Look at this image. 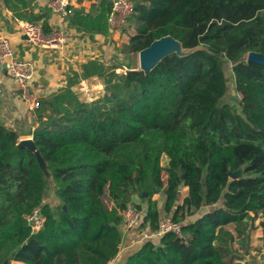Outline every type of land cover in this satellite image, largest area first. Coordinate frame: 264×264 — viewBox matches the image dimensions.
Returning <instances> with one entry per match:
<instances>
[{
	"label": "trees",
	"instance_id": "obj_1",
	"mask_svg": "<svg viewBox=\"0 0 264 264\" xmlns=\"http://www.w3.org/2000/svg\"><path fill=\"white\" fill-rule=\"evenodd\" d=\"M132 1L127 53L163 36L191 51L170 53L148 72H115L120 57L111 66L87 58L68 72L34 110L32 141L48 177L0 124V263L246 264L240 252L258 213L264 229V65L246 60L264 57V0ZM109 9L69 6L65 23L107 36ZM227 69L235 104L226 99ZM92 76L102 78L103 95L80 101L71 87ZM49 180L54 206L44 200ZM181 187L188 192L179 203ZM129 205L142 211L138 232L154 233L163 215L181 223L186 243L164 233L113 262ZM36 207L44 220L32 232L23 216Z\"/></svg>",
	"mask_w": 264,
	"mask_h": 264
},
{
	"label": "crops",
	"instance_id": "obj_2",
	"mask_svg": "<svg viewBox=\"0 0 264 264\" xmlns=\"http://www.w3.org/2000/svg\"><path fill=\"white\" fill-rule=\"evenodd\" d=\"M105 2L109 3L108 0H69V6L83 8L86 13L94 15L98 13ZM47 3L48 0H0V34L9 39L13 45L14 52L19 58L29 60L34 65L32 89L40 98L46 97L61 86H64L67 73L73 69L78 70L83 60L91 58L88 51L84 49L77 51L72 46L57 50L43 49L30 44L26 40L25 36L18 30L16 21H27L42 25L46 17H49L48 20L51 19ZM63 26L67 28L71 37L87 35L94 40L96 39L99 44L96 48V50H99L98 53L107 50L109 42L106 36L79 34L74 28L67 26L66 23ZM133 33L127 31V33L110 36L111 40L119 48V45L122 47L126 46L129 36ZM71 89L80 101L88 102L103 95V80L98 76L81 79ZM0 124L18 133L17 144L21 141L32 139L31 134L38 126L34 112L28 111L20 100L18 88L8 75L5 61L0 62ZM187 192V187H181L179 203H181ZM210 209L212 207L203 206L199 212H205ZM261 221L262 216L258 213L255 219V228L250 231L246 249L243 251V261L246 264H261L260 257L262 254L264 257V229L259 224ZM147 239L149 237L137 233L134 228L124 233L119 253L113 262L124 260ZM138 241L141 242L137 244ZM254 254L258 255V260L253 259ZM11 264L23 263L11 262Z\"/></svg>",
	"mask_w": 264,
	"mask_h": 264
},
{
	"label": "built area",
	"instance_id": "obj_3",
	"mask_svg": "<svg viewBox=\"0 0 264 264\" xmlns=\"http://www.w3.org/2000/svg\"><path fill=\"white\" fill-rule=\"evenodd\" d=\"M110 9L107 15L108 19V34L106 39L109 44L104 52L96 50L99 45L96 39H92L87 35L80 37H71L67 28L63 26L69 7V0H48L47 9L50 14L51 31L45 33L42 25L27 21H16L18 30L25 36L26 40L35 46L43 49H63L66 46H72L77 51L84 49L88 51L89 56L100 59L106 66H111L114 60L119 61L120 50L118 45L111 40L113 34H121L129 27V18L134 13V3L132 0H108ZM60 25V26H59ZM7 63L8 75L15 82L19 97L25 108L34 112L39 107L38 94L32 89V79L34 73V65L26 59L19 58L14 52L13 45L9 39L0 34V62ZM127 70L124 65L120 64L115 69V72ZM123 71V72H124ZM136 199V198H135ZM142 211L127 206L121 211L120 229L122 236L127 231L135 228L141 221ZM27 224L31 227L32 232L38 231L43 223V216L38 207L32 209L28 214L23 216ZM173 233L181 242L186 243L187 235L181 230V223L171 220L169 217L160 219L158 229L154 235H162L164 233Z\"/></svg>",
	"mask_w": 264,
	"mask_h": 264
},
{
	"label": "water",
	"instance_id": "obj_4",
	"mask_svg": "<svg viewBox=\"0 0 264 264\" xmlns=\"http://www.w3.org/2000/svg\"><path fill=\"white\" fill-rule=\"evenodd\" d=\"M169 41H175L176 43L179 44L180 49H183L180 43L174 40L173 38H171L170 36L160 37L159 39L152 41L147 47H145L144 49L138 52V59H139V69L138 70H141L143 72H148L166 55L170 53L178 54L177 52H168V53L165 52V47ZM186 50H189V52L191 51L190 49H186ZM178 55H184V54H178ZM246 60L251 63L264 65V57L261 54H258L255 52L248 53ZM234 101L236 102L237 99H235ZM17 146L25 147L26 149L33 152L38 161L40 168L44 171L45 175L48 177V172L45 171V163L42 160L38 150L35 148V145L32 139L21 141L17 144ZM240 176H241V169H238L237 171L229 173V177L231 179H235ZM142 196H146V194L143 193ZM260 260H261V264H263L264 263L263 254L260 257ZM0 264H6V262L0 263Z\"/></svg>",
	"mask_w": 264,
	"mask_h": 264
},
{
	"label": "rangeland",
	"instance_id": "obj_5",
	"mask_svg": "<svg viewBox=\"0 0 264 264\" xmlns=\"http://www.w3.org/2000/svg\"><path fill=\"white\" fill-rule=\"evenodd\" d=\"M127 31H131V33L134 32L133 27H132L131 24H129V27L127 29H125L123 32L127 33ZM119 50H120V53H121L120 54V58H121V61H122L120 64L124 65L125 68H127V69L128 68L139 69L138 53H127V51L125 50V47H122L121 45H119ZM187 52H189V50L180 49V50H178L177 53L178 54H185ZM123 71H124V69H122V71H119L118 73H123ZM226 75H227V77L229 79V89H228V92H227L226 99H228L229 101H231L232 103L235 104L238 101V99L240 98V95L234 91L233 84H232V77H231L229 69L226 70ZM235 99H237L236 102L234 101ZM162 163L164 164L165 161L163 160ZM52 189H53V186L50 184V180H49V185H48V187H47V189L45 191L44 200H45V202H47V203L51 204L52 206H54L56 201H55V199L53 197V192H52L53 190ZM153 198L158 201V206L161 209V206H162L161 202L163 201V195L160 192H158L157 194H155L153 196ZM164 217H167V216L161 215V219L164 218ZM134 229H135V231H137V233L142 234L143 236L145 235V236H147L149 238H153L154 236H157V235H154L153 233H151L148 230H144V231L138 232L137 227L134 228ZM141 241H138L137 244H139V242H141ZM243 251L240 252V255H241L242 258L244 257L243 256ZM257 258H258V255L254 254L253 255V259L254 260H258Z\"/></svg>",
	"mask_w": 264,
	"mask_h": 264
},
{
	"label": "bare ground",
	"instance_id": "obj_6",
	"mask_svg": "<svg viewBox=\"0 0 264 264\" xmlns=\"http://www.w3.org/2000/svg\"><path fill=\"white\" fill-rule=\"evenodd\" d=\"M180 50V46L175 41H169L165 47V52H178Z\"/></svg>",
	"mask_w": 264,
	"mask_h": 264
}]
</instances>
